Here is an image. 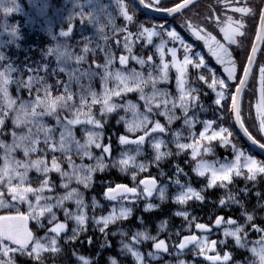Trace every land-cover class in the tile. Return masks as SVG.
<instances>
[{
  "label": "snow or ice",
  "instance_id": "6c2138e0",
  "mask_svg": "<svg viewBox=\"0 0 264 264\" xmlns=\"http://www.w3.org/2000/svg\"><path fill=\"white\" fill-rule=\"evenodd\" d=\"M225 2L226 7L230 8L233 12L240 13L241 18L234 19L232 16L226 15L225 19L221 21L218 16L214 17L219 27V32L223 36V42L218 40L216 36H213L212 33L205 32L203 28H198L192 23H188L187 27L196 40L204 42V46L207 47L211 56L215 58L216 63L223 67V72L227 74V80L236 81L238 79L234 93L226 91V89L232 86L227 84L225 79L217 76L208 66L201 52L194 51L193 46L186 43L181 34L175 29L165 30L163 25H161L158 31L155 26L145 27L144 25H139L137 32L130 31L127 24L133 22V14H130L125 0H86L85 3H80L76 0L70 6L68 0H65L64 8L57 10L58 13L67 12L65 18L67 21L79 18L82 22V27H84L86 22L88 26L95 30L94 35L97 39V43L93 48L91 46L93 37L82 33L84 46L79 53H76L73 50V46L66 41L63 44H57L54 48H48L44 53L45 57L55 58L56 67L51 69V74L63 72L68 77L66 81L56 80V88L62 89L59 95L54 96L52 94L53 86L48 84L45 75L40 74L41 72L45 74L49 73L48 63L35 66L25 63L23 69H21L19 65L11 61L3 52H0V69H2L0 70V127L3 126L5 118L11 114L13 124L21 129L20 133H13L14 140L11 145L0 142V148L4 149L3 165L0 166V185L7 187L12 200L27 203L29 206L27 214L17 213L16 215L0 216V254L7 257V259H0V264H14V260L9 257V253L19 252L39 262L42 259V253L59 252L58 238L61 232L66 230V224L56 223L57 215L54 209L58 207L63 208L66 201H74L77 209L76 212H72L67 208L63 209L65 217L67 219H74L78 225L77 229H73L71 239H76L78 231L86 225L89 217L85 212L86 205L83 196L77 189H70L63 196L58 197L55 203H49L48 201L51 197H46L43 193L45 190H52L47 174L53 170L67 178L68 182L62 185L65 189H69V183L73 179L87 188L91 184L93 173L98 170L104 171L108 166L103 161L106 156L111 155V145H104L101 142L102 132L98 131V129H102L104 124L93 113V106L95 105H100L101 117L113 113L122 107L126 111H132L133 119L126 122L127 131L130 133L140 131L143 134L135 139L125 135L120 136L119 143L121 145H136V148L122 153L121 158L114 161L112 166L119 167L121 171H127L130 167L138 169L141 172L146 171L147 166L144 163H137L136 157L140 154L146 138L152 137L154 133L162 134L166 132L165 126L159 121L151 119L154 109L162 108L163 110L156 114L166 117L169 124L174 120L181 119L180 116L175 114L176 109H179L184 114V125L189 129L193 128L197 121L194 116L190 117L188 113L190 108L195 107L199 101V90L191 86L188 70L189 67L197 70L203 68L212 73L211 82H209L204 74H199L198 80L206 83L216 93L215 104L223 107L221 102L230 97L231 111L234 114L236 123L253 144L258 143L245 127L242 119L241 101L249 85L250 77L255 75L253 66L256 64L257 52L260 51L257 47V42L264 44V8H261L259 11L257 30L250 54L247 56V63L243 66V75L237 78L236 61L233 59V52L230 48L232 45L239 46L238 37L246 36L243 17L255 16L256 12L254 8L249 6H233L234 0H225ZM139 3L145 7L148 6L145 4V0H139ZM151 3L157 10L165 11L171 15L181 13L193 3V0H181V3H177L171 8H160V0H151ZM239 3L244 4L245 0H239ZM48 7L49 5L45 0L42 12H46ZM13 10L12 8L4 9L5 13H11ZM117 14L122 16L127 22L125 26L117 27L115 25L114 21ZM106 29L111 30V38L114 43L117 47L122 46L126 54H121L118 58L115 56L111 47L108 46L110 36ZM72 31V27H69L67 30L61 28L59 37L69 38ZM120 33L124 34L122 42L118 38V34ZM9 34L16 39L19 38L18 29L15 27L12 28ZM165 36L168 39H165ZM154 37L160 38L158 44L154 43ZM53 38L55 39L56 37L54 36ZM99 40H103L104 45H101ZM169 40L173 44L178 43L183 48L182 59H179L177 56V47H167ZM142 41L145 42L144 46L151 45L155 48L153 55H148L144 58L133 54L134 46ZM5 43L10 44L12 41L7 40ZM96 49L104 52V63L98 64L93 61V64L88 69L82 71L79 65L85 62L87 55L94 53ZM167 54L171 56L170 61L166 60ZM154 55H158L159 63L154 60ZM117 59L120 68L113 67ZM130 60L140 65L142 70L137 71L135 68H128ZM145 66H147V72L143 71ZM172 69H175L177 74L175 78L176 96H172L168 89L159 87L161 83L171 82L170 71ZM23 72L31 74L27 76V79H24L22 78ZM97 76L102 83V90L100 92L95 91L92 87V80ZM85 79L87 83L83 82ZM13 84L16 86L17 91L23 87L28 90L30 95L33 89H35L36 94L34 98L27 102L20 101L18 103L19 97L13 98L10 95V87ZM73 84L76 85L75 90L73 89ZM132 92L139 93V99L144 101V112H140L139 106L131 102L124 105L115 102L114 98L122 97ZM258 94V100L254 107L257 112L259 130L261 133H264V65L259 66ZM63 112H67L68 115H62ZM45 117H54L56 126H48L44 121ZM120 119L124 120V117ZM199 123L203 125V128L199 132L198 138H193L191 143H181L182 135L180 132H177L175 133V143L179 151L191 149V160L195 161V166L192 170L199 177L208 176L207 188L217 186L226 188L233 182L234 177H244L249 181L255 182L258 176L264 175V162L245 154L243 150L238 148L230 139L233 133L228 127L222 124L217 125L216 120H204ZM79 125L90 126L84 128V143H81L75 136L74 129ZM214 125L217 126L214 128ZM57 132L59 133L58 138ZM41 134L43 139H41ZM217 140L220 142L221 147L231 145L234 152L232 160L209 161L204 158L205 156L214 154L212 142ZM204 141L207 144L202 143ZM41 143H43L45 148L39 147ZM162 146L166 147L164 140L153 138L152 147L155 150L154 160L156 162L171 155L170 151H162ZM92 147L102 149L101 156L95 157L91 151ZM260 147L264 148V144H260ZM18 149L23 150L26 158L30 157L33 153L44 152L45 149L52 152L59 151L65 155L69 165L73 168V172L69 174L63 171L56 156L52 157L50 166L43 156L35 160H17L12 154ZM73 150L81 154L82 157L87 156L89 159H95L96 164L94 166H76L71 155ZM133 151L135 154H132ZM30 169H35L45 177L38 188L30 186L28 181ZM180 173H183V169L177 168V174ZM132 179H136L135 172L132 174ZM14 180L18 181V183L13 184ZM175 183L180 187V192L175 196L176 203L184 205L191 199L201 202L204 200V196L201 194L203 190L197 191L191 185H183L179 179ZM139 185H143L142 194L146 198L153 196L154 193H158L161 200L166 198L167 186L158 187L155 178L140 180ZM139 185L137 187H129L124 184H117L115 187L107 189L105 197L109 201L114 202L128 200L130 195L138 198L141 194L138 193ZM242 191L247 194L248 189H242ZM29 194L35 197V203L29 200ZM256 195L260 196L261 194L257 192ZM3 196L4 193L0 192V207H7L8 205L5 203ZM228 201L239 203L235 196L231 194L228 196ZM228 201L221 199L219 203L223 206ZM155 207L156 205L149 203L146 206V210H151ZM131 211V208L125 206L123 203H119L118 206L114 204L107 216L93 217V219L96 224L103 225L100 231L104 232L109 224L115 223L117 220L128 219ZM46 215L49 217L48 223L53 225L48 229V232L54 235L49 237L46 234L45 237L37 238L29 229L28 221L33 220L40 228H43L42 218ZM175 215L182 216L185 220H188L190 214L187 211H180L176 212ZM245 215L248 222L253 221V215L247 213ZM193 219L195 218L193 217ZM222 223L237 225V222L231 218L225 221L223 217H217L215 225L220 226ZM195 227L200 230L211 231L207 225L202 223H197ZM256 230L264 231V229L259 228H256ZM243 232L242 226H235L232 229L226 228L224 236L232 237L237 246L245 247L247 234L244 233L242 236L241 233ZM141 238L144 240L156 239L144 232H137L132 237L135 242H139ZM5 241L17 247L12 248ZM220 243H224V241ZM257 243L259 247L251 248V252L258 258L259 264H264V237H261V240ZM190 244L196 245L201 254H205V249L216 252L217 248V241L212 240L209 242L207 237L201 238L191 235L183 239L179 244V249L183 250ZM124 247L132 253L138 264H143L144 258L140 252L127 244ZM154 247L158 251H168L164 240L156 242ZM149 255L152 254L150 253ZM206 258L212 264H227L232 257L229 252H225L223 256L217 252L215 255H206ZM79 259L83 261V264H90V261L84 257H79ZM111 264H117V261L111 259ZM180 264H184V262L180 261ZM252 264H256V261H253Z\"/></svg>",
  "mask_w": 264,
  "mask_h": 264
},
{
  "label": "trees",
  "instance_id": "16d2710c",
  "mask_svg": "<svg viewBox=\"0 0 264 264\" xmlns=\"http://www.w3.org/2000/svg\"><path fill=\"white\" fill-rule=\"evenodd\" d=\"M203 1L204 0L200 1L199 4ZM248 1L256 10L259 8L262 0ZM46 2L49 7L46 12H42V6L45 0H0V52H3L11 61L19 65L21 69H23L25 63L33 64L34 66L48 63L49 73L45 74L41 72L40 74L45 75L48 84L53 86L52 94L55 96L59 95L62 91V89L56 88V80L60 79L66 81L68 77L66 73L63 72L51 74V69L56 67L55 58L45 57L44 53L48 48H54L57 44H63L65 41L73 46V50L76 53H79L84 46L82 33L93 37L91 45L93 48L97 43V39L94 35L95 30L88 26L86 22L84 27H82V22L79 18L67 21L65 19L67 12H57V10L64 8L65 0H46ZM73 2H76V0H68L69 6ZM78 2L85 3L86 0H78ZM125 2L129 7L130 14H133V22L127 24L123 17L117 14L114 21L117 27H123L127 24L128 29L134 33L139 30V25H144L145 27L155 26L158 31L161 25H163L165 30L175 29L178 33L185 30L182 24L176 23V17L167 20L154 18L144 14L137 5L133 4L132 0H125ZM5 8H12L14 10L11 13H5ZM157 21L164 23L156 26L155 24ZM14 27L18 29V39L9 34ZM69 27L73 28L70 37H59L61 28L67 30ZM106 31L110 36L108 46L111 47L115 56L118 58L121 54H126L122 46L117 47L114 43L111 38V30L106 29ZM123 35V33L118 34V38L121 39V42L123 40ZM54 36L56 37L55 39L53 38ZM153 39L155 44L160 42L159 37H154ZM165 39L168 38L165 36ZM7 40H11L12 43H5ZM99 43L104 45L103 40H99ZM144 44L145 42L143 41L136 44L133 48V54L146 58L148 55H153L155 53V48L153 46H144ZM170 44L173 45L171 40L168 42V48L172 47ZM177 49V56L179 59H182L183 48L178 47ZM194 51L200 52V49L196 48ZM154 60L159 63L158 55H154ZM166 60H171L170 54L166 55ZM93 61L98 64H103L105 61L104 52L96 49L94 53H89L86 61L79 65L80 69L82 71L88 69L89 66L93 64ZM113 67L120 68L118 59ZM128 68H135L137 71L142 70L140 65L132 60L129 61ZM147 70V66H145L143 71L147 72ZM213 71L217 76L226 80V74L220 75L217 73L216 69ZM188 72L191 86L199 90V101L195 107L190 108L188 113L190 117L194 116L197 122L193 128L189 129L184 125L183 112L176 109L175 114L180 116L181 119L174 120L169 124L166 117L156 114L163 109H154L151 119L153 121H159L165 126L166 132L162 134L154 133L152 137L146 138L140 154L136 157L137 163H144L147 166L146 171L141 172L131 167L127 171H121L119 167L112 166L114 161L121 158L122 153L136 148V145H121L119 143L120 136L125 135L135 139L143 134L140 131L135 133L127 131L126 122L133 119L132 111H126L122 107L113 113L101 117L100 105L93 106V113L98 119H101L104 124L102 129H98V131L102 132L101 142L104 145H111V155L106 156L103 161L108 166L104 171L98 170L93 173L91 184L87 188L73 179L69 183V189H65L62 185L68 182L67 178L63 177L61 173L53 170L47 174L52 190H45L43 193L44 196L51 197L48 201L49 203H55L58 197L63 196L70 189H77L83 196L86 205L85 212L89 219L86 225L78 231L76 239H71L73 236V229H77L78 225L74 219H67L65 217L63 209L67 208L72 212H76L77 209L74 201H66L63 208L58 207L54 209L57 215L56 223L66 224V230L62 231L58 238V247L60 251L57 253H42V259L39 262L19 252L9 253V257L14 260V264H83V261H81L79 257H84L89 260L90 264H111V259H115L117 264H138V261L132 253L125 249L124 245L126 244L143 255V264H180V261H183L184 264H212V262L206 258L205 254L215 255L217 252L221 256H223L225 252L231 253L232 258L227 264H252L253 261L259 264L258 258L253 255L251 248L259 247L257 242L261 240V237H264V231L256 230V228L264 229V175L258 176L255 182L249 181L244 177H234L233 182L226 188L219 186L207 188L208 176L199 177L193 172L192 169L195 166V161L191 160V149L179 151L175 143V133H181V143H191L193 138H198V134L203 128V125L199 123L200 121L216 120L217 125L222 124L232 131L233 135L230 139L238 148L243 150L245 154L246 151H250L255 157L261 159L262 162H264V158L261 156L259 157L253 152L246 142L243 141L238 131H236L231 119L230 97L221 102L223 107L216 105V93L210 89L206 83L198 80V75L204 74L209 82H211L212 73L203 68L197 70L191 67H189ZM30 74L31 73L23 72L22 78L27 79V76ZM176 75L175 69H172L170 71L171 82L161 83L159 85L160 88L168 89L172 96L177 95L175 85ZM83 82L87 83L86 79ZM226 83L228 84L227 80ZM92 87L97 92L102 90V83L98 76L92 80ZM73 89H76L75 84H73ZM226 91L232 93L234 89L231 87L226 89ZM205 93L207 96L204 95ZM35 94V89H33L30 95L28 90L23 87H21L19 91H17L14 84L10 87V95L13 98L19 97L18 103L20 101L27 102L32 100ZM114 100L121 105L127 104L128 102L136 104L139 106L140 112H144L145 110L144 101L139 99V93L137 92L128 93L122 97H116ZM241 109L246 128L254 134L253 131H256L254 126H259L255 109L253 106L251 107L249 105L245 98H242ZM62 115H68V113L63 112ZM121 117H124V120H121ZM44 121L50 127L56 126L54 117H45ZM217 125H214V128ZM85 127L90 126L79 125L74 129L75 136L81 143H84L85 140ZM149 127H151V125H149ZM20 131L21 129L13 124L10 114L9 117L5 118L3 126L0 127V142L11 145L14 140L13 133H20ZM58 135L59 133L57 132V138ZM153 138L164 140L166 147L162 146L161 150L170 151L171 155L156 162L154 160L155 150L152 147ZM41 139H43L42 134ZM202 143L207 144L206 141ZM39 147L45 148L43 143H41ZM212 147L214 154L205 156V159L209 161H230L234 158L231 145L221 147L220 142L217 140L212 142ZM91 151L95 157H99L102 154V149H96L95 147H92ZM132 154H135V152L133 151ZM12 155L15 159L21 161L26 159L35 160L43 156L47 160L49 166L51 165L52 157L56 156L63 171L69 174L73 172V168L69 165L65 155L59 151L52 152L45 149L44 152L33 153L30 157L26 158L23 154V150L18 149ZM71 155L72 160L78 167L94 166L96 164L95 159H89L87 156L82 157V155L75 152V150H73ZM3 157L4 149L0 148V166L3 165ZM177 168L183 169V173L177 174ZM133 172L136 173L135 180L132 179ZM44 178L45 177L35 169H30L28 172V181L33 188L40 187V183ZM145 178H155L158 187L167 186L166 198L164 200L159 198L158 193H154L153 196L147 198L142 194L139 181ZM177 179H179L181 184L191 185V187L197 191L203 190L201 194L204 196V200L201 202L191 199L184 205L176 203L175 196L180 192V187L175 183ZM17 183L18 181H13V184ZM117 184H124L129 187H137L139 185L138 193L141 194L138 198L129 196L128 200L121 202L109 201L106 199L105 193L109 187H115ZM242 189H248L247 194H245ZM0 192L4 193L3 199L8 205L7 207H0V216L2 214H27L29 212L27 203L12 200L5 185H0ZM257 192L261 195L257 196ZM229 194L234 195L239 203L228 201ZM28 198L35 203L34 196L29 194ZM221 199H225L228 202L222 206L219 203ZM119 203H123L125 206L130 207L132 210L131 215L126 220L121 219L117 220L115 223L109 224L108 228L105 229L104 232H101L100 228L103 227V225L96 224L93 217L99 218L101 216H107L113 205L115 204L118 206ZM149 203L156 205V207L151 210H146V206ZM180 211H187L190 214L188 220H185L182 216L175 215L176 212ZM245 213L253 215V221L248 222ZM193 217L195 219H193ZM217 217H223L225 221L231 218L237 222V225L222 223L220 226H216L214 222ZM48 219L49 217L47 215L42 218V223L44 224L43 228H40L35 221L29 220V227L35 237L42 238L45 237L46 234L49 237L54 235L48 232V229L53 226L48 223ZM197 223L207 225L211 231L197 229L195 227ZM235 226L243 227L244 232L241 233L242 236L244 233L247 234L245 238V247L237 246L232 237L224 236L226 228L232 229ZM137 232H144L156 239L144 240L141 238L139 242H135L132 237ZM191 235H196L201 238L207 237L209 242L212 240L217 241L216 252L205 249V254H201L199 248L194 244L188 245L183 250L179 249V244L183 239ZM159 240L165 241L168 247L167 252L155 249L154 244ZM221 241H224V243H220ZM5 243L9 244L12 248L17 247L8 241H5ZM150 253L152 255H149ZM0 259H7V257L0 254Z\"/></svg>",
  "mask_w": 264,
  "mask_h": 264
},
{
  "label": "rangeland",
  "instance_id": "374dc122",
  "mask_svg": "<svg viewBox=\"0 0 264 264\" xmlns=\"http://www.w3.org/2000/svg\"><path fill=\"white\" fill-rule=\"evenodd\" d=\"M180 1L181 0H160L159 7L160 8H167V7L175 6ZM145 2L148 5L152 6L151 0H145ZM201 3L200 4L198 3L199 5L196 4V5L192 6V7H190L187 11H184L183 13L178 14V16H176V18H175L176 19V23L182 24L183 28L185 29L184 30L185 33H184V31L180 32L181 36L184 38L186 43H188L191 40L192 41L196 40L195 37L191 35V32L189 31V29L187 27L188 23H192L194 26H197L198 28H203L205 30V32L212 33L213 36H216V38L218 40L223 42V36L219 32V27L217 26V23H216L214 17L218 16L220 18V20L223 21L225 19L226 15H230L234 19H240L241 18V14L233 12V11L230 10V8L226 7L225 0H204ZM217 4L220 6V8H219V6ZM262 4H263V0L260 2L259 8L255 10V12H256L255 16H245V17H243L244 23H245L244 31L246 32V37H238V41L243 40V42H244V40L246 38H247V41H249L250 37H248L247 28L249 26H251V25L254 28L253 32H252L253 33L252 34L253 35L252 36L253 37L252 41H253L254 36H255V29H256V26H257V23H258L257 21H258V17H259V11L261 9ZM233 6H249V7H252V4L248 0H245L244 4L239 3V0H234ZM153 8H156V7H153ZM161 23H164V22L157 21V23L155 25L156 26L157 25H161ZM185 34L189 35L190 37L185 35ZM188 44H191L193 46V50H195L197 48V46H199L198 44L193 45V42H190ZM170 45L172 47L173 46L181 47L179 44H173V45L170 44ZM199 49H200V52L202 53V55H204L206 63L209 65L210 68H212V70H214L215 68L211 67L212 62L208 60L209 58L207 57V53H209V52H208L207 47L204 46V42L203 41H201V46H200ZM213 59L215 61L214 57H213ZM233 59L236 61L235 57H233ZM236 65H237V61H236ZM220 67L223 70V67L222 66H220ZM219 74L222 75V72L219 71ZM237 78H239V74L237 75ZM237 80L236 81H232V82L235 84L237 82ZM232 88L235 90L234 85H232ZM232 93H234V91ZM251 93L252 92H250V89L248 90V88H247L245 93L243 94V98H245L247 100V102L249 103V105L251 104V107L253 106V108L255 109L254 105L257 103L259 94H258V92H256L255 97L253 96L252 97L253 99H252L251 98V95H252ZM204 95L207 96L206 93ZM230 110H231V107H230ZM255 111H256V109H255ZM241 112H242V109H241ZM256 116H257V112H256ZM231 119H232V111H231ZM242 119H243V115H242ZM257 120H258V117H257ZM258 124H259V122H258ZM254 129L256 130V131H253L254 134H252L250 132L252 134V136L256 140L261 141L264 144V133L260 132L258 125L256 127L254 126ZM246 154L247 155L250 154V155H252L253 158L257 159L258 161H261V159H258L257 157H255L253 155V153L250 152V151H246ZM145 179H148V178H145ZM141 190H143V185H141ZM214 225H215V222H214ZM205 256H206V254H205Z\"/></svg>",
  "mask_w": 264,
  "mask_h": 264
},
{
  "label": "flooded vegetation",
  "instance_id": "af4514ba",
  "mask_svg": "<svg viewBox=\"0 0 264 264\" xmlns=\"http://www.w3.org/2000/svg\"><path fill=\"white\" fill-rule=\"evenodd\" d=\"M253 29L254 28L252 27V25L247 28L248 37H250V39L248 38L249 41H247V38L244 40V42H243V40H240V41H238L239 46L232 45L231 48H230V50L233 52V57H235V59L237 61V65H236L237 66V71H236V74L237 75L239 74V78L241 77V75L243 73V66L246 63L248 53H249V51L251 49V46H252V42L251 41H252V38H253L252 37L253 36L252 35L253 34L252 33L253 32ZM191 42H193V45H195V44H198L199 45V46H197V49L200 48L201 41H198V40H193L192 41L191 40ZM259 54L260 55L257 58L255 67L253 69L255 75H253L252 77H250V79H249V85L247 87L248 90L250 89V92H252L251 93L252 94L251 95V98L253 96L255 97L254 93L256 94V92H258L259 66L260 65H264V45H263V47H262V49H261V51H260ZM207 57L209 58V59L208 58L207 59L212 62L211 67H214L216 69L217 73H219V71H221L223 75L226 74V73L223 72L222 68L214 61V59H213V57L211 56L210 53H207ZM226 80H227V78H226ZM237 83H238V80H237V82L235 84L232 81H228V84L231 85V86L234 85V87H235V85Z\"/></svg>",
  "mask_w": 264,
  "mask_h": 264
},
{
  "label": "water",
  "instance_id": "95a60500",
  "mask_svg": "<svg viewBox=\"0 0 264 264\" xmlns=\"http://www.w3.org/2000/svg\"><path fill=\"white\" fill-rule=\"evenodd\" d=\"M199 1H201V0H193V3L190 4V5L188 6V8L184 9L181 13H183L184 11H187L190 7H192V6L196 5V4H198ZM132 2H133V4L137 5L138 8H139L144 14H147L148 16H152V17H154V18H159V19H165V20H167V19H171V18H174V17L178 16V14H181V13H174V14H171V15H170V14H168V13L165 12V11H160V10H157V8H153L152 6L148 5L146 2H145V4H147L148 6L145 7L144 5H141V4L139 3V0H132ZM178 3H181V1L178 2ZM171 7H174V6H171ZM171 7H167V8H171ZM261 8H264V0H263V4H262ZM257 22H258V21H257ZM257 25H258V23H257ZM256 30H257V26H256V29H255V34H256ZM254 38H255V36H254ZM253 42H254V39H253V41H252V44H253ZM263 45H264V44H260L259 42H257V47L260 49V51H261ZM250 51H251V49H250ZM250 51H249L248 55L250 54ZM260 51L257 52L256 60H257V58H258L259 55H260V54H259ZM246 63H247V60H246ZM246 63H245V64H246ZM254 67H255V65L253 66V69H254ZM242 75H243V73H242ZM242 75H241V77H242ZM237 84H238V83H237ZM236 86H237V85H236ZM236 86H235V88H236ZM234 92H235V90H234ZM232 121H233V123H234V126H235L236 131H238V133H239V135L241 136V138L243 139V141L246 142V144L251 148V150H252L253 152H255L259 157L261 156V157L264 158V148H261V147H260V144H263V143H262L261 141L256 140V139L252 136V137L258 142V143H256V144H253V143L248 139V137L245 136L243 130H242V129L239 127V125L236 123L233 112H232ZM249 133H250V131H249ZM250 134H251V133H250ZM251 135H252V134H251ZM4 215H10V214H2L1 216H4ZM13 215H16V214H13ZM28 227H29V221H28ZM29 229H30V227H29ZM30 230H31V229H30Z\"/></svg>",
  "mask_w": 264,
  "mask_h": 264
},
{
  "label": "bare ground",
  "instance_id": "6f19581e",
  "mask_svg": "<svg viewBox=\"0 0 264 264\" xmlns=\"http://www.w3.org/2000/svg\"><path fill=\"white\" fill-rule=\"evenodd\" d=\"M191 41H189L188 43H190Z\"/></svg>",
  "mask_w": 264,
  "mask_h": 264
}]
</instances>
